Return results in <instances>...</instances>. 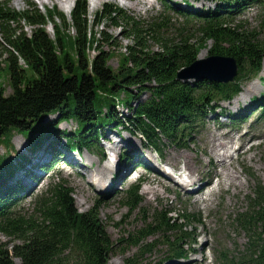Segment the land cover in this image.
<instances>
[{
  "label": "trees",
  "instance_id": "trees-1",
  "mask_svg": "<svg viewBox=\"0 0 264 264\" xmlns=\"http://www.w3.org/2000/svg\"><path fill=\"white\" fill-rule=\"evenodd\" d=\"M160 1L166 10L200 21L202 36L197 43L190 36L183 38L186 26L179 28L182 38L178 41L163 36L161 31L169 25L164 16L144 29L143 21L122 14L121 8L108 3L95 13L92 22L87 0H77L68 22L57 7L46 13L36 5L17 11L7 1H0V32L9 53L5 61L12 87L10 94L0 87V144L13 149L14 131L23 134L29 143L24 152L0 155V232L14 238L11 242L0 238V264H109L115 244L98 206L80 211L73 188L62 178L37 197L32 212L19 211L20 192L29 191L24 180L35 179L36 168L49 169L62 154L61 148L91 150L107 126L140 134L162 154L163 137L181 144L186 130L210 112L218 115L217 102L232 100L243 82L261 73L264 43L243 25L233 24L234 15L256 0H220L213 9H194L189 2L182 7L181 3ZM120 19L129 26L124 33L134 42L114 68L110 64L113 52L105 50L117 45L114 37L93 27L105 22L121 25ZM22 20L37 26L32 34L12 28V23ZM50 22H54L55 37L47 32ZM144 32H152L153 38L161 34L160 49L149 48ZM208 41L213 42L211 55L235 58V81L179 80V71L198 59ZM91 51H96L92 58ZM20 60L26 67L20 66ZM252 102L264 111V93ZM120 104L130 113L121 111ZM247 109L229 112V120L237 123ZM50 115L57 118L46 121ZM69 120L76 121L77 128L61 129L60 123ZM124 158L134 168L147 166L137 154ZM142 183L139 179L125 190V201L132 209L143 202ZM178 216L168 217L156 210L152 222L137 231V238H130L139 250L126 258L125 264H145L144 255L153 244L144 242L152 234L162 235L168 245L167 260H188L194 250L192 229L188 228H196L202 219L197 213ZM178 219L183 221L179 223ZM233 221L245 233L247 242L232 254L221 250V264H264V182L255 179L247 206Z\"/></svg>",
  "mask_w": 264,
  "mask_h": 264
},
{
  "label": "rangeland",
  "instance_id": "rangeland-1",
  "mask_svg": "<svg viewBox=\"0 0 264 264\" xmlns=\"http://www.w3.org/2000/svg\"><path fill=\"white\" fill-rule=\"evenodd\" d=\"M5 1H7L10 8L17 11H24L28 8L33 9L36 5L42 13H46L48 9L57 7L65 15L68 22L71 21V12L67 13L63 6H71L73 9L77 2V0H69L70 3L66 6L64 2L67 0ZM135 1L137 0H101L95 5L92 0H87L89 18L93 22L95 13L103 9L104 5L108 3L121 8L122 14L143 21L144 29L148 28L158 17L164 16L169 25L161 33L170 39L178 41L182 38L180 34L182 29L179 28L185 26L183 30L185 31V36L183 38L190 36L192 42L197 43L202 36L198 19L191 18L192 20H188L172 10H166L167 8L160 0H149L143 6L145 8L137 7L133 9L124 6L128 5V3L133 4ZM169 2L181 3L182 7H187L186 2H189V5L194 6V9H213L220 0H170ZM233 19V24L243 25L247 31L257 37V41L264 43V0H256L247 4L244 9L234 15ZM56 21L62 23L60 18H56ZM119 22H121V25L105 22L103 25L93 27L97 32L103 29L107 34L114 37L117 45L105 47V50L113 52L110 64L114 68H118L122 56L127 51L126 48L134 42L132 36L128 37L124 33L125 30L129 29V26H126L123 19H120ZM36 27L25 20L19 23H12V28L25 31L27 34H32ZM47 32L50 36L55 37L54 22L48 23ZM144 35L146 43L151 50L160 49L158 40L161 34L155 38H153L152 32L150 34L144 32ZM3 41L4 37L0 32V87L5 89L6 94H10L12 87L10 85L9 69L5 61L9 53L4 44H2ZM212 45V41L206 42L201 47L198 58L210 56ZM95 54L96 51H91L90 58ZM19 64L22 67H26L23 60H20ZM235 79L230 82L235 81ZM194 80L196 79L186 81L192 82ZM247 88H252V92L245 94ZM262 93H264V60L259 76L243 82L241 91L236 97L230 101H219L216 103L219 106L215 112L223 113L222 116L210 112L203 121L185 131V138H183L181 144L172 143L163 137L160 142L162 154L148 145L140 134L131 133L122 127L110 128L107 126L105 134L102 135L100 141L96 142V145L92 146L91 150L68 151L61 148L62 154L60 153L61 155L50 165L49 169L43 171L38 168L34 169L33 172L38 174V176L35 179L24 180L23 184L29 186V191L20 192L17 208L25 213L32 212L35 209L34 204L37 197L63 178L73 188L74 199L80 211H86L94 206L99 207L101 218L115 244V250L111 254L109 264H125L126 258L137 254L139 245L129 240L131 237L133 239L137 238V231L152 222L153 214L156 210L174 218H180L178 215L183 212L197 213L201 217L202 223L195 224L196 228H188L189 230L192 229V242L194 243V250L190 253L188 260H167L168 245L163 242L162 235L152 234L148 235L144 242V244H153L152 249L146 251L144 255V263L221 264L219 259L221 250L232 254L244 248L247 237L233 219L239 210H243L247 206L248 195L251 193L255 179L258 178L264 182V111L262 112L259 104H252L253 98L260 96ZM145 97L146 94L142 96V99ZM118 107L121 111H125V114L130 113L121 104ZM246 107L248 109L243 119L237 123L230 122L228 118L229 112L238 113ZM55 118H57V115H50L46 121ZM220 123H225V125L218 131ZM237 125H241V127L236 128ZM60 128L63 130H74L77 128V123L74 120L62 121ZM230 129H237L232 133L236 143H231L228 147L226 145L224 148L218 147V143L212 144L217 139L213 137L214 135L223 139L222 134L230 131ZM247 130H251L250 132L255 137L249 139V141L246 140L243 147L239 149L240 141L238 138L246 133ZM63 141L66 143L65 139ZM12 143L14 145L13 149L8 148L5 144H0V155L8 151H11V153L14 151L24 152L29 144L28 139L18 131L13 132ZM225 152L233 154L231 161L233 166L229 167V169L233 173H237L239 178L236 174L229 172L227 174L236 176L238 178L237 181L225 178L224 171H222V166L218 165L217 158L210 157L214 161V166L204 168L206 173H209L210 169L215 170L210 182L205 184L207 186L212 183V187L208 189L209 191L211 190L209 194L203 191L205 188L196 194H188L182 184H177L178 180H184L185 176L180 175V173H187L186 168L191 169L196 174L195 176H199L198 171L201 166L199 161L207 164L210 161L209 156H212L213 153L217 156L216 154ZM129 154H137L140 159L142 157L144 161H147V166L132 167L124 158V156ZM113 161L118 162L121 168L108 173ZM154 161L169 173L174 174L176 172L175 182L156 174L151 166ZM80 163L89 167L94 172V175H91L89 168L84 172ZM133 170L134 172H132ZM84 173L87 175H84ZM106 176L111 177L112 183L110 182L109 186H105L103 179H99ZM139 179L143 180L140 189L143 202L140 207L132 209L125 201V190L131 183ZM211 197L212 199H210ZM182 221L178 219L179 223ZM0 238L7 242L14 240L13 237H9L2 232H0Z\"/></svg>",
  "mask_w": 264,
  "mask_h": 264
},
{
  "label": "bare ground",
  "instance_id": "bare-ground-1",
  "mask_svg": "<svg viewBox=\"0 0 264 264\" xmlns=\"http://www.w3.org/2000/svg\"><path fill=\"white\" fill-rule=\"evenodd\" d=\"M93 2H94V4L95 5H97L101 0H92ZM149 2V0H137V1H135L133 4H129L128 3V5H124L125 7H128V8H133V9H136L137 7L138 8H142L145 4H147ZM70 3V1L69 0H67L66 2H64V5H68ZM130 3H132V2H130ZM63 8H64V10L67 12V13H70L71 12V9H72V7L71 6H68V7H64L63 6ZM143 8H145V7H143ZM257 86V85H256ZM253 89H254V87H253ZM252 88L250 89V88H247L245 91V94H249V93H251L252 92V90H253ZM245 116V115H244ZM225 125V123H220V125H218V131L221 129V128H223V126ZM241 127V125H237V127L236 128H240ZM235 130H237V129H230V131H226L225 133H223L222 134V138L223 139H221V137H219V136H216V135H212L216 140H214V142L212 143V144H214V143H218V147H222V148H224V147H226V145H227V147H228V145L229 144H231V143H236V141H235V139L232 137V133H233V131H235ZM251 130H247L246 131V133H244L242 136H240L238 139H239V141H240V148L239 149H241L242 147H243V145H244V142L246 141V140H248L249 141V139H253V137H255V135H253L252 134V132H250ZM213 138V139H214ZM224 139H226L225 141H224ZM238 141V140H237ZM223 142V143H222ZM226 143V144H225ZM239 144V143H238ZM233 145V144H232ZM116 146H118V144H116ZM187 147V146H186ZM214 147V146H213ZM212 147V148H213ZM207 149V148H206ZM207 150H209V149H207ZM243 150V149H242ZM207 155V154H206ZM217 156H215V154L213 153V155L212 156H209V158L211 157V158H213V157H216L217 158V162H218V165H220V166H222V171H224V177L225 178H228V179H232L233 181H237L238 180V178H239V175L237 174V173H233V171H230V169H229V167H232L233 165H232V159H233V154H229V153H222V154H216ZM68 158H70V157H68ZM210 158V161L207 163V164H203L201 161H199L200 163H201V166H200V168H199V176H195L196 174L191 170V169H188V168H186L185 170H187L188 172H187V174H188V177H187V179H184V180H178L179 182L177 183V181H176V183L177 184H182V187H184L185 189H186V191H187V193L188 194H193V193H198L200 190L202 191V189H204L205 187H206V185L205 184H207V183H209L210 182V180H211V176H212V174H215V170L214 169H210V172L209 173H206V170L204 169V168H206V167H208V166H214V161H213V159H211ZM69 160V159H68ZM115 160V159H114ZM70 161H71V159H70ZM151 162V161H150ZM149 163V162H148ZM187 163H188V161H187ZM234 164V163H233ZM80 165L82 166V168H83V170H84V172H86L85 170L87 169V168H89V167H87V166H85L83 163H80ZM152 166V170H154L155 172H156V174H158V175H160V176H162V177H164L165 179H168V180H172V181H174L175 180V178L174 177H176V175H175V172H174V174H172V173H169L166 169H163L162 167H161V165H159V164H157L155 161L153 162V165H151ZM85 168V169H84ZM109 168V167H108ZM119 168H121V166L119 167V163L118 162H116V161H113V164H112V167L111 168H109L110 169V171L108 172V173H110V172H114V170L116 171V170H118ZM235 168V167H234ZM107 169V168H106ZM126 169V168H125ZM89 170H90V172H91V175L93 176L94 175V172L89 168ZM108 170V169H107ZM227 172H229V173H233V174H236L237 176H238V178L236 177V176H234V175H231V174H227ZM107 173V174H108ZM84 175H87V174H85L84 173ZM97 175V174H96ZM174 175V176H173ZM91 177V176H90ZM101 177V176H100ZM110 177V176H109ZM109 177H105V178H99V179H103V183H105V186H109V184H110V182H111V177H110V179H109ZM92 178V177H91ZM157 178H159V177H157ZM174 178V179H173ZM162 180V179H161ZM156 182V181H155ZM158 182V181H157ZM165 182H167V181H165ZM175 182V181H174ZM102 183V184H103ZM112 183V182H111ZM184 185V186H183ZM208 185H210V184H208ZM211 192V190L209 191V193ZM198 195V194H197ZM210 199H212V197L210 198Z\"/></svg>",
  "mask_w": 264,
  "mask_h": 264
},
{
  "label": "water",
  "instance_id": "water-1",
  "mask_svg": "<svg viewBox=\"0 0 264 264\" xmlns=\"http://www.w3.org/2000/svg\"><path fill=\"white\" fill-rule=\"evenodd\" d=\"M237 62L235 58L224 55H210L198 58L189 66L182 68L178 73L179 80L208 79L219 83H228L235 79Z\"/></svg>",
  "mask_w": 264,
  "mask_h": 264
}]
</instances>
